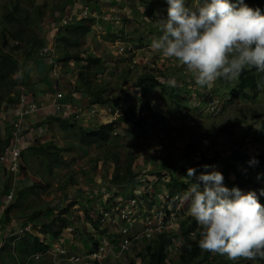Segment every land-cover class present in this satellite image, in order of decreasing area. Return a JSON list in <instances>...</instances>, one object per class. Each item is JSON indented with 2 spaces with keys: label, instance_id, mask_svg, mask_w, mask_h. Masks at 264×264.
Wrapping results in <instances>:
<instances>
[{
  "label": "rangeland",
  "instance_id": "374dc122",
  "mask_svg": "<svg viewBox=\"0 0 264 264\" xmlns=\"http://www.w3.org/2000/svg\"><path fill=\"white\" fill-rule=\"evenodd\" d=\"M75 2H73V4ZM189 2L194 6L197 0H189ZM93 3H95L96 6H94L92 13L96 15V17H100L99 21H101V24L98 22H92L91 24L85 22L86 25H90V30L82 38L79 50L83 51L80 53L83 57L87 55V49L91 50L94 55L102 57L104 70L92 73L91 80L93 83L100 84L103 88L105 87L106 97L122 99V102L117 106L118 109L111 113V115L114 116L113 118L117 117L116 115L127 112L130 105L134 108L143 104L144 98L142 97L141 90L136 85V79L140 71L142 72L145 69L148 72L156 73L157 76L160 71L164 70L167 76L173 75L169 80L171 84L180 85L183 83V87H186L189 91L187 98L180 100L181 106L178 107L183 110L179 114H177L178 111L176 110L169 112L167 104L158 93V89H155L154 93L151 94L153 95V104L151 107L154 108L147 110L148 112L146 114L152 116L157 122L162 123L164 134L159 140L158 138H148L146 142H143L138 139V144H143V147L140 149H144L150 153V161L165 163L164 161H166V159L173 158L174 161L182 164L185 148H190V146L200 147L201 149L204 148L208 150L209 153L219 151L224 157H229L232 151H241L240 144L246 147L245 149H247L250 154H256L264 150V139L261 143H254L250 139V132L257 129L258 123L262 119L260 116L264 112L263 94L259 95L255 100H229V87H226V85L231 84V81L226 82L224 86V80L218 79L214 83L208 85L209 87H200L195 84V74L186 73L189 70L179 61L175 58L165 57L159 51L151 48V41L157 35L154 22L167 15L166 0H77L74 5H72V2L69 3L66 0H0V47L8 51H11L12 48H18L13 50V54L21 64L18 77L20 76L21 79L26 82V85L36 83L35 85L38 86V84L44 82L46 85L45 91L48 93V89L50 88L49 84L57 82L60 83V86L53 89L49 95L52 96L55 90L64 87L67 90H62L64 93L66 92L69 95L74 93L75 97L80 96L77 92H72L71 90L76 82L77 71L81 69L80 65L82 63H78L73 59L64 62V59H62L67 48L63 42L56 37L64 35L65 31H63L59 25H56V20L65 17L66 20L71 19L70 22L74 21L78 16L73 18L71 12H76V9L77 11H82L83 6L86 4L92 7ZM149 5L153 7V10L150 15H147L144 11ZM13 6L17 7L15 15H19L20 18L18 21L11 19L12 17L9 15L10 12H13ZM79 11L76 12V15L80 17L81 12ZM19 22L22 23L26 32H22L25 42L27 33L31 35V32H34L38 37H45L44 43L49 46V49L52 51L51 54L54 55L53 58L56 61L55 63L60 67L59 76L54 75L47 58L39 55L38 52L40 49L35 50L32 47L31 52L27 54L28 48H24L25 42L20 39L12 38L10 33H17ZM45 30L47 31L45 32ZM3 32L5 33L6 41H8L7 43H2L1 37ZM15 45L18 46L14 47ZM119 45L129 46L130 50L125 53L118 52L117 48ZM76 51V49H70V53H75ZM40 65L44 67V70H38ZM213 89L219 93V96L214 95ZM200 93L203 97L201 96L199 98L201 95ZM75 97L71 96V99L78 102L79 105L80 98L77 99ZM216 98L220 99L218 110H208L206 102L209 99ZM83 105H85V103ZM78 107L84 111L86 108L89 110L94 106L82 107L81 103ZM107 110L109 111V109ZM138 112L139 110L137 109V113ZM61 118L62 117H60V119L50 118L48 120L50 128L47 130V133H50L52 137L57 140L62 150L69 155H67L64 161H61L62 165L56 167L54 165L55 162H50V155L43 154L41 156L42 153L40 152V158H36V163L34 162L32 165L31 157L33 154L30 150L26 149L23 153L24 160L22 157L25 165H22L18 174L13 175L14 178L11 177V181H14L15 184H17L20 179H26V181L29 180L37 185L34 193L26 194L22 197L20 204L9 212V216L18 220L19 225L27 220H31L29 218L32 213L38 211H42L43 213L49 208L56 207L52 205V200L54 199L50 196H57L59 190L67 188L69 184L73 185L76 183L78 178L83 177L82 175L85 174V171H88L91 164L93 166L95 164L94 168L93 166L90 168L91 174L94 175L97 161H99L96 157L99 156L100 153L104 154L108 151L106 147L93 148L81 145L77 136V132H79L78 130L80 129L77 126L79 124L78 119L71 118L66 122L69 123L68 127L71 128L67 131L68 133H65L61 130L63 125L61 126L60 124L64 123ZM236 118L240 121L234 123L235 127L231 129L230 124H233ZM119 126L125 125L121 124ZM6 127L9 126L6 125ZM116 130L117 132H121L122 129L118 128ZM218 130H220V132H218ZM229 130L232 131L230 134ZM226 133L229 135H226ZM144 134L141 135L145 136ZM134 146V142L129 143L128 141H126L124 145L121 144L118 151H121L122 160H125V157ZM160 150L161 153L156 154ZM70 155H73V157ZM51 157H53V155H51ZM191 158L196 159L197 155L192 154L187 157V160ZM214 167L216 170L220 171V165H215ZM55 168L59 170V177L57 178L54 173ZM241 171L252 179L259 174V171L254 172L253 170H248L247 172L245 167L240 166L239 173ZM140 177L145 176L140 174L138 178ZM229 177L234 180L235 174L231 173ZM138 178H135L132 184H128L127 187L125 186L127 192L134 189L141 191L145 188V191L149 193L148 197L152 200H157V203L159 202L158 195L167 192L164 183L165 178L169 179L168 175H161L157 177L156 180L147 177V179L141 183L138 181ZM227 187L232 188L233 186L227 185ZM261 188H264V179L259 183L246 185L244 188H241V190L248 191ZM186 190L182 192V194L180 193L182 198ZM116 191L118 192L112 194L110 198L111 201L114 199L117 200L120 197L119 191L121 190ZM263 198L264 197H260V199ZM183 201L184 208L181 214L183 216H179V221L189 216V203L184 199ZM75 204V202H70L65 207L68 209L75 208ZM104 206V201L101 200L97 206L93 204V208H89L86 213L88 216L97 219L100 209ZM92 209H94L93 213ZM70 211L73 217V220L70 221L72 222L71 225L74 227L72 236L78 247L75 249L78 252H82L85 248H90L91 246L90 236L92 235V231L90 232L89 230H92V222L90 223L88 220L85 211L84 214L77 213L76 209H71ZM99 226L101 227L103 224ZM104 228L109 229L110 225L105 223ZM95 233H97V231H95ZM18 237L19 235L17 234L11 235L7 236L6 240L10 241L12 238L11 243L13 246L14 242H17L14 239ZM200 239V236H196V240L200 241ZM6 240H3V243ZM82 241L84 245H81ZM145 243L146 241H138L118 259L110 257L109 259L101 260L99 264H129L130 259H133L136 264H145L147 259L143 260L141 255H138L144 250ZM12 246L11 249L0 252V264H17L18 260L24 258L20 257L17 247L14 249ZM202 250L204 253H209L208 261L203 264H217L218 257L216 256V252H211L203 248ZM165 251L167 254L166 264H180L181 254L179 251L170 250V248H166ZM12 254H15L16 258L12 257ZM222 259H224L222 260L223 262L228 263L264 264V260H246L244 258L231 260L227 255H223ZM197 263H199V259L192 260L191 264ZM201 263L202 262H200V264ZM45 264L57 263L53 261V259H49L45 261ZM58 264L72 263L60 261Z\"/></svg>",
  "mask_w": 264,
  "mask_h": 264
},
{
  "label": "trees",
  "instance_id": "16d2710c",
  "mask_svg": "<svg viewBox=\"0 0 264 264\" xmlns=\"http://www.w3.org/2000/svg\"><path fill=\"white\" fill-rule=\"evenodd\" d=\"M69 3L75 0H66ZM244 2L249 7H259L264 10V0H244ZM89 7L90 13L94 10L95 3L93 6L90 7L89 4H86ZM13 12L9 13L12 17L11 19L18 21L19 15L16 14V6H13ZM153 7L149 5L145 8V13L150 15L152 13ZM27 18V17H26ZM25 18V20H26ZM100 17H96V15L88 14L86 16L80 15L74 21L62 26V30L65 31L64 35L57 36L56 38L59 39L63 44L66 46L67 50L64 52L62 59L64 62H68L69 60L73 59L78 63H82L80 66V70L77 71L76 82L72 86V92L80 93L82 96L86 98L85 107L88 106H111L115 109H118V105L122 102V99L115 98V97H106V89L103 88L100 84H95L91 80V75L95 71H103L104 65H102V57L94 55L91 50L87 49L86 54L84 57L80 55L83 51L79 50L81 46V41L84 35H86L90 30V25H86L85 22L91 24L92 22H98ZM10 19V20H11ZM101 24V23H100ZM102 26V25H101ZM23 33H26L22 23L19 22V27L17 29V33H10L12 38L24 40ZM46 32V30H45ZM30 34V33H29ZM27 33L25 39L26 42L24 43V48H28V53L31 52L32 47L35 50H39L43 45H45V37H38L34 32H31V35ZM2 43H7L5 33L3 32L2 35ZM18 42V41H16ZM20 44V43H19ZM18 44V45H19ZM15 45L14 47L18 46ZM31 47V48H30ZM18 48H12L11 51L5 50L0 47V114L3 111V108L7 103L16 102L17 97L19 95V89L17 86L20 84L24 85V81L21 77H18V73H20V61L16 58L13 54V50ZM70 49H76L75 53H70ZM39 53V52H38ZM154 66V65H151ZM160 76V77H159ZM173 76V75H172ZM172 76H167L165 71L162 70L159 72L158 76L156 73L148 72L146 69L142 72L140 71L139 75L136 79V85L141 90L142 97L144 98L143 104L140 106L141 110H149L151 108L153 102V94L155 89H158V93L160 94L162 100L165 101L167 104V109L169 112L174 110L178 111L179 114L183 109L178 106H181L180 100L186 99L189 91L184 86L183 83L180 85H174L170 83V78ZM227 81H224V86L226 85ZM209 87V86H208ZM229 87V100L233 99H242V100H255L259 97V95H264V73L257 72L255 69H246L241 76L235 80L231 81V84L226 85ZM214 95H218L219 93L213 89ZM201 94V93H200ZM67 95V94H66ZM69 95V94H68ZM67 95V96H68ZM151 95V96H150ZM202 94L199 96V98ZM219 96V95H218ZM203 97V96H202ZM66 100H70L69 97L65 98ZM111 103V104H109ZM178 105H177V104ZM200 104V103H199ZM198 104V105H199ZM208 104V101L206 102ZM177 105V106H176ZM116 106V107H115ZM206 106V105H205ZM207 107V106H206ZM178 108V109H176ZM133 106L129 107L127 112L111 119L108 122L100 123L96 127L92 129H86L82 126L79 127L80 129L77 132V136L79 138V143L81 145L87 147H107V153H104L105 158H111L114 162V171L111 176L110 182L112 185L115 186L116 190H121L120 196L124 198L131 195V191L127 192L125 188L132 182V179L137 175V172L133 168V161L136 158V155L131 150L125 160L121 159L120 154L117 152H110L111 146L121 147V144H113V140L118 138L120 135L116 131L119 125L123 124L128 127L134 126H145L147 121L145 117L139 116L137 119H133ZM53 116V115H52ZM262 119L258 123V127L256 130L250 132L251 140L254 143H261L264 139V112L261 114ZM64 122H67L68 119L71 118H61ZM74 119V118H73ZM66 120V121H65ZM239 119H235L233 124H230V128H234V123L239 122ZM4 119L0 117V154L6 149L9 145V141L11 139V124H8L9 127H6ZM9 128V129H8ZM150 131V130H149ZM148 129L144 132L145 136L149 132ZM152 133V131H150ZM220 132V130H218ZM232 131L229 130V134ZM222 133V132H221ZM226 133V135H229ZM142 135H140L141 137ZM241 147V151H232L229 157H224L222 153L219 151H215L213 153H209L208 150L200 147H191L185 148L183 154V162L182 164L173 162L170 158L167 162L162 163V166L159 168L158 172L156 173L158 177L162 174L160 173L161 170H168L169 172V179L165 181V190L170 194V196L175 195L176 193L184 192L187 188L190 187V182L194 180L193 178L187 177V169L188 168H195L196 174L199 175L201 172H204L205 169L203 165H220V172L224 176V185L227 187L229 186H236L244 188L246 185L256 184L257 182L250 178V177H242L239 173L240 166L248 168L250 171L258 172L261 171L262 177H264V150L256 153L250 154L249 151L243 147L242 144L239 145ZM110 147V148H109ZM31 151V153L39 155V152L47 153L45 155H50V162L54 163L58 159V154L60 149L55 147L54 145H43L39 147H28L26 148ZM25 149V150H26ZM24 150L22 151V157ZM192 154H196V159L187 160ZM43 154H41L42 156ZM53 155V157H51ZM36 156V155H35ZM110 156V157H108ZM40 157V156H38ZM255 157L258 160V163L254 165H249L248 161ZM210 170V169H209ZM6 172L5 167L0 164V173ZM234 173L235 178L230 179V174ZM156 182V181H155ZM158 182V181H157ZM126 186V187H125ZM37 185L32 183L31 185L24 187V188H17L15 186V197L13 198L12 202L6 207L3 211L5 214V220L9 221L10 216L9 212L17 207L20 204V200L26 194L34 193L35 188ZM159 188V187H158ZM8 189V186L5 185V190L0 188V197L4 194ZM113 192V194H114ZM157 200H153L154 203ZM259 202L264 205V198L259 199ZM158 204V203H157ZM53 209L49 208L46 212L38 211L31 214V217L27 221H35L36 226L32 231L24 232L18 238H15L17 242H14L12 246V238L10 241H5L3 245L0 247V252L5 251L7 249H11V246L19 252L21 258H25L27 255L43 251L47 248V244L42 241V236L48 235L50 239L56 238L61 232L64 227L68 224L72 223L69 217L66 215L68 214L69 209L67 207L62 208L52 216L51 211ZM87 211V210H86ZM85 211V215H87ZM41 218L42 221H38ZM88 220L90 223L92 222L91 229L99 230L100 229V221L94 219L91 216H88ZM180 222V235L183 238V243L178 250L181 254L180 256V264H191L192 260L199 259V263L208 261L209 253H204L202 248L200 247L199 240H196V236H200L201 226L192 218L190 215L186 217V219L179 221ZM191 232H194V236H191ZM177 232L168 231L165 233H161L156 235L155 237L149 239L145 243L144 250L141 253H137L141 255L142 259H147L145 264H166L167 254H166V247L172 243V241L177 237ZM91 244L95 245L96 241H94L92 235ZM218 257L217 264H238V263H228L223 262L222 259L223 255L217 253ZM12 257L16 258L15 254H12ZM129 264H136L133 259H130ZM250 264V263H245Z\"/></svg>",
  "mask_w": 264,
  "mask_h": 264
},
{
  "label": "clouds",
  "instance_id": "9594fccd",
  "mask_svg": "<svg viewBox=\"0 0 264 264\" xmlns=\"http://www.w3.org/2000/svg\"><path fill=\"white\" fill-rule=\"evenodd\" d=\"M166 4L167 15L154 22L157 35L150 46L194 73L196 85L235 81L246 69L264 73V10L244 0ZM248 163L258 160L252 157ZM203 168L199 175L195 168L187 169V177L194 180L183 195L189 215L202 229L200 247L231 260H264V205L259 202L264 188H228L214 166Z\"/></svg>",
  "mask_w": 264,
  "mask_h": 264
},
{
  "label": "built area",
  "instance_id": "2783aa9c",
  "mask_svg": "<svg viewBox=\"0 0 264 264\" xmlns=\"http://www.w3.org/2000/svg\"><path fill=\"white\" fill-rule=\"evenodd\" d=\"M88 14L93 13H90L88 5H85L81 11V16ZM70 20L61 17L56 20V23L62 27L70 23ZM117 50L125 53L130 50V47L119 45ZM51 52L48 45H43L39 50V55L47 58L52 72L54 75L59 76L60 67L55 63L54 55ZM17 88L19 89V95L11 112V139L9 145L0 154V164L5 167L6 173L12 175L18 174L22 167V151L25 149L22 143V133L30 124L28 121L29 117H32L34 113H39L44 117L56 115L62 118L79 119L83 114L80 108L75 107L70 101L65 99V93L62 89L55 90L54 94L45 101H37L31 92L26 91L23 84L19 83ZM219 103V98L209 99L208 110L217 111ZM93 112H95L94 109L91 110V113ZM133 119L135 120L137 117ZM163 134V130H158L154 133L149 131L147 136H141L138 139L143 142H146L148 138H158L159 140L163 137ZM245 169L248 172V169ZM240 175L248 177L242 171ZM166 178L165 181L168 180ZM253 179L256 182H260L264 177L259 174L258 178L257 174ZM145 180L146 177L138 178L140 183ZM148 194L145 188L141 191L134 189L131 191V195L125 198L120 196L117 200L111 201L112 194L105 193L100 197V200L104 201L105 206L100 209L97 215V219L103 226L99 230H91L92 237L96 241L95 245L91 244L90 248L82 252L76 251L72 247L74 244H72L71 238L74 227L70 223L62 229V232L56 238L50 239L48 235L42 236V241L47 244V248L27 255L22 260H18L17 264H45L44 260L50 257L57 264L60 261L72 264H99L101 260L109 259L110 257L118 259L138 241H147L158 234L168 231L177 232L178 234L166 248L178 251L183 243V238L179 231V216H183L181 214L184 208L182 195L176 193L170 196L168 192L162 193L158 195L159 202L157 204L148 197ZM14 197L15 185L12 184L0 197V210L4 211ZM105 223L110 225L109 229L104 228ZM35 226V221H25L20 224L13 235L17 234L20 236L24 232L32 231ZM191 236H194V232H191ZM2 245L3 242H1L0 247Z\"/></svg>",
  "mask_w": 264,
  "mask_h": 264
},
{
  "label": "crops",
  "instance_id": "0c3cea01",
  "mask_svg": "<svg viewBox=\"0 0 264 264\" xmlns=\"http://www.w3.org/2000/svg\"><path fill=\"white\" fill-rule=\"evenodd\" d=\"M76 2H77V0H76ZM74 4H72V5H74ZM84 6L82 9H84ZM78 11L76 9V12H78ZM76 12H71L73 14V18L75 16H79V15H76ZM79 12H81V10ZM56 25H58V24L56 23ZM48 30H50V29H48ZM45 66H46V64H45ZM38 70H44V67H42L40 65ZM187 73L192 74L191 71L190 72L187 71ZM35 84L26 85V82H24V86H25L26 91L31 92L37 101L47 100L51 96V95H49V93L51 91H53V89L58 88V86H60V83H57V82L54 84L50 83L49 84L50 88L48 89V93H47L45 91L46 85L44 82L38 84V86ZM62 90L67 91L64 87H62ZM66 94L68 95V93L65 92V98L69 97L70 100H68V101H70L75 107L79 108L78 106L81 103H82V107L84 106L83 104L85 103L86 98L84 96H82L80 93H78L80 95L79 97H75L74 93H71L68 96ZM71 96H73L77 99L80 98L79 99L80 100L79 105H78V102H75L74 100L71 99ZM15 104H16L15 101L11 102V103H7V105L4 106L3 111L0 114V117L2 119H4V122L7 125L11 123V120H12L11 112L13 111ZM152 104H153V102H152ZM140 106L134 107L135 109L133 112V117H139V116L145 117V119L147 121L146 125L144 127L143 126L128 127L126 125L125 126H119L118 128L122 129V130H121V132L118 131V134L120 136L115 139L116 141L113 140V144L116 143V144L124 145L126 143V141H128L129 143H132V142L135 143V146L132 149V151L136 155V158L133 161V168L137 172V175L132 179V181H135L134 179L137 178V176H139L140 174L144 175L145 177L147 176V177H150V178L156 180L158 177L156 173L158 172L159 168L162 166V163H160V162L156 163L155 161H152V160L150 161V159H149V158H151L150 153H148V151H145L144 149H140L143 147V144H138V142H139L138 138L140 137L141 134H144L147 127H148V131L150 130L154 133V132L158 131L159 129H162L163 125L161 122H157L156 120H154L152 118V116H148L146 114L148 111L147 110H141ZM92 108H94V110H95V112H93V113H91V110H90ZM92 108H90L89 110H87V108H86L83 111V114L78 119V123H79L77 125L78 127L82 126L83 128H86V129L88 128L90 130V129L96 127L100 123H105V122L110 121L114 117L113 115H111V113H113V111H114V108L111 106H94ZM153 108L154 107H151L150 109H153ZM107 109H109L110 112ZM137 109L139 110L138 113H137ZM115 110H117V109H115ZM116 116H119V115H116ZM50 118L60 119V117L52 116V115L44 117L39 113H34L32 115V117H29L28 121L30 122V124L27 127V129L22 133V143H23V146H25V149L28 147H36L37 148L39 146H43V145L46 146V145H50V144L59 148L60 151L58 154V159L54 163V165L56 167H58V166L62 165L61 161H64L67 158L68 154L62 150L60 145L57 143V140L54 137H52V135L50 133L49 134L47 133V130L50 128L49 127L50 124L48 123V120ZM62 121L64 122V120H62ZM68 124L69 123H66V122H64L63 124H60L61 126L63 125L61 130L65 133H68L67 131L71 128V127L70 128L68 127L69 126ZM118 149H120V148H118L117 145L111 146V148H110L111 154H112V152H117L121 156V151H118ZM41 153L47 154V153H43V152H41ZM89 153H91V152H89ZM160 153H161V150L158 151V153H156V154H160ZM32 154H33V156L31 157V159H32V165H33L34 162L36 163V158H40V157H38L39 155L35 154V151ZM70 156L73 157V155H70ZM108 157H110V156H108ZM179 157H181V156H179ZM121 158H122V156H121ZM176 158H178V157H176ZM96 159L97 160L99 159V161H97V166H96L94 175H92L90 172V168H92V166H93L91 164V166H89L88 171H85V174L82 175L83 177H79L78 181L76 183H74L73 185L69 184L67 188L59 190L57 196H55V195L50 196L54 199V200H52V205L56 206V207L52 208L53 209L51 211L52 215L59 212V210L64 208L68 203L75 202L76 203L75 208H70L68 211V214H66L69 217V219L73 220V217H72L71 211H70L71 209L72 210L76 209L77 213L84 214V211H86V210L88 211L89 208H93L92 207L93 204H95L97 206L98 203H100V201H101L100 197L103 196L105 193L106 194L107 193L113 194V192L115 191V186L112 185L110 180H111L112 173L115 169L114 168V162L112 161L111 158H107V156L105 158V155L103 153H100V155L97 156ZM169 159H166V160H169ZM23 160H24V158H23ZM23 160H22V165L23 164L25 165ZM171 160L174 162L173 158ZM175 162L179 163L177 161H175ZM94 166H95V164H94ZM94 166H93V168H94ZM58 171L59 170L57 168H55L54 173L56 175V178L59 177ZM160 173L164 176L168 175V178H169L170 174H169L168 170H161ZM11 177L14 178L12 174H9V173L2 171L0 173V182L2 183V184L0 183V188L5 190V185L8 187H10L12 185L14 183V181L13 182L11 181L12 180ZM147 177H146V179H147ZM31 184H32V182H30L29 180L26 181V179H20V181L17 184L14 183V185L19 189L27 187ZM130 184H132V182ZM93 211H94V209H92V213H93ZM4 216H5V214L3 213V211L0 210V245H1V242H3V240H6L7 236H11V235L15 234V232L18 230V228L20 226L18 223V220L14 219L10 216V220L7 221V220H5ZM38 221H42V219L39 218ZM89 231L91 232V230H89ZM71 240H72V244H74L72 247L74 249L78 248L76 242H74V240H73V236H72ZM67 242H69V241H67ZM81 245H84L83 241H82ZM85 249H87V248H85ZM49 259H52V257L46 258L44 261H46V260L48 261ZM62 262H64V261H62Z\"/></svg>",
  "mask_w": 264,
  "mask_h": 264
},
{
  "label": "bare ground",
  "instance_id": "6f19581e",
  "mask_svg": "<svg viewBox=\"0 0 264 264\" xmlns=\"http://www.w3.org/2000/svg\"><path fill=\"white\" fill-rule=\"evenodd\" d=\"M99 225H102V223H100Z\"/></svg>",
  "mask_w": 264,
  "mask_h": 264
}]
</instances>
